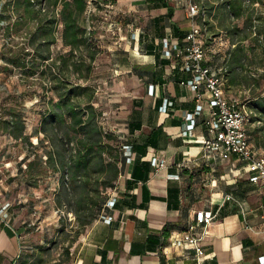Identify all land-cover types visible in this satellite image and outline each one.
<instances>
[{"label":"crops","instance_id":"obj_1","mask_svg":"<svg viewBox=\"0 0 264 264\" xmlns=\"http://www.w3.org/2000/svg\"><path fill=\"white\" fill-rule=\"evenodd\" d=\"M96 1H88L85 17ZM106 7L104 13L108 20L94 27L102 30L99 42L104 49L95 61L107 63L106 68L110 69V76L101 86L102 123L106 130L117 135L125 148L133 149L132 161L122 168L116 186L107 191L109 198L114 196L118 200L115 208L106 210L114 219L107 223L97 218L85 228L75 247L69 244L56 252V241L50 239L49 229H44L50 218L47 212H35L40 224L32 230V222H27L23 216L25 207L18 209L17 199L10 196L12 189L8 187L6 172L2 173L0 153V264H185L190 262L193 252L173 246L171 237L186 229L195 212L201 209L219 212L205 240L209 256L206 264H261L264 185L254 184L250 173L243 171V164L236 157L223 161L206 155L202 138L207 134L205 119L210 114L208 91L204 86L201 88V101L198 91L182 84L193 74L183 68L180 58H168L163 52V41L167 37L180 39L183 46L189 44L186 36L192 23L188 18V3L114 0ZM61 8L60 3L57 11ZM0 9L2 36H6L8 30L14 37L22 34L23 24L35 20L36 14L29 10L25 0H0ZM228 10L221 6L210 12V36L205 38L209 53L205 65H226L227 96L249 104L256 100L254 94L244 102L227 92L253 89L249 81H242L247 61L237 70L229 64L241 41L230 32L236 25L225 22ZM221 13L225 14L221 17ZM116 14H128L131 20L119 24L114 20ZM3 17L12 19L9 28L2 26ZM34 25L36 30L38 23ZM24 35L29 36V30ZM63 46L66 47L64 42ZM52 57H55L54 51ZM167 99L174 105L163 112ZM200 102L205 110L198 115L195 130L185 134L184 115L195 111ZM258 122L262 121L249 124L251 141L256 147L264 148L257 144L254 135ZM154 157L166 161L165 167L156 174L152 173ZM240 168L242 174H238ZM20 171L22 175L23 166ZM17 185L22 188L21 182ZM229 193L242 201L245 210L233 201H226ZM48 201L42 200L43 203ZM7 203L11 206L2 212Z\"/></svg>","mask_w":264,"mask_h":264},{"label":"rangeland","instance_id":"obj_2","mask_svg":"<svg viewBox=\"0 0 264 264\" xmlns=\"http://www.w3.org/2000/svg\"><path fill=\"white\" fill-rule=\"evenodd\" d=\"M176 1L179 2L181 0ZM200 1L207 8L221 7L224 3L223 0ZM102 2L100 7H97L96 3L93 4L91 11L86 15V20L84 21L85 26L89 29L88 36L90 42L98 46L100 52L104 50L99 42L102 30H95L94 27L96 23L108 20L106 13H104V10L107 11L108 8L105 1L102 0ZM243 2L244 13L241 16H233L227 13L226 16L228 18L225 22L228 21L229 24L234 23L239 26L240 34L237 36L240 37V45L245 48L247 57L245 74L253 89L251 91L249 89L247 91L246 89H243V91L240 89H229L227 92L229 96L235 95L237 98L247 102L246 97L251 98L254 93H260L264 96V0H244ZM95 7H97V10ZM1 11L2 9H0ZM224 14L221 13L219 16L222 17ZM116 15V17L114 15V20L119 24L131 20V16H128V14H124V16ZM18 17L20 20V15ZM209 17L210 15L207 16L208 31L205 38L210 36ZM23 18L26 19V16ZM1 21L2 26L9 28L12 19L10 17H3ZM215 21L218 22V20ZM34 22L35 24L38 23L36 18L33 21L31 20V22H25L27 25L23 24L24 32L22 34L17 33L15 37L12 33L10 35L9 30H6L7 37L0 34V120L6 121V119H11L14 113H18L22 115L26 125L25 136L17 139L10 133L2 130L4 127V123H2V128H0L1 170L2 173L6 172L8 187L12 189L10 196L17 199V208L25 207L23 212L25 220L28 219L27 222L34 224L30 226L32 230H35V225L38 227L40 224L38 221L39 216L35 212L39 214L47 212L50 218L49 222L45 223L44 229H49L50 239L56 241L55 247H57V252L59 247L65 246L67 248L69 244L71 247H75L83 232L78 234L80 227L75 213L68 211V206H66V209L61 207L57 201L56 197L61 184V173L47 168L38 178V183L35 184V166L31 168L29 165L31 162L35 163V153L46 154L45 150L50 149L48 142L37 144L38 138L36 137H44L42 133H38V130L41 128L43 116L48 112L50 105L54 101L59 100V90L57 87L60 82L64 81V77H69L71 82L75 84L78 83L83 86L92 87L95 92L94 103L98 109L103 110L101 86L104 85V79L110 76V69L106 68L107 63L103 62L99 64L96 61L91 62L89 57L86 58L88 61L86 64L79 65L80 71H75V67L71 66L70 70L72 71H66V75L61 72L60 68H53L51 66L54 60H41L36 63L33 57L34 46L24 37L27 30H29L30 37V32H33L35 29ZM219 22L223 23V20L219 19ZM60 29L62 28H59L57 31V36L60 40H56V42L61 46L56 44L52 47L55 53L54 58L59 65L62 63L60 56L70 50V47L63 46L64 40ZM13 32L15 31L13 30ZM222 36L224 40H227L225 35ZM223 39L221 38L220 42H223ZM100 52L97 53V58L101 54ZM86 53V51L85 53L77 51V59H81V56ZM101 65L104 67L103 69L99 68ZM58 74L60 76L54 79V75ZM248 106L254 116L260 117L259 112L253 108L252 102ZM262 119V122L256 124L255 129L264 127V117ZM3 156L6 158H3ZM44 158L47 159V156L45 155ZM20 166H23L24 169L22 175L21 171L19 172ZM44 166L47 165L44 164ZM18 182H21L22 188L17 185ZM262 193H264V189H262ZM44 199H49V201L43 203L42 200ZM36 203L38 205H35ZM35 243V240H33L34 245ZM71 257L73 256L71 255Z\"/></svg>","mask_w":264,"mask_h":264},{"label":"trees","instance_id":"obj_3","mask_svg":"<svg viewBox=\"0 0 264 264\" xmlns=\"http://www.w3.org/2000/svg\"><path fill=\"white\" fill-rule=\"evenodd\" d=\"M88 1L25 0L26 6L36 14L35 18L38 21L35 33L32 32L30 37H26L34 46L33 57L36 63L41 60H54L51 66L60 68L66 75V71H72L71 66L75 67V71H80L79 65L88 62L86 58L89 57L91 62L96 60L100 50L90 42L89 29L84 24ZM104 1L106 4L114 2ZM223 1L221 6L229 8L228 14L241 16L244 13V0ZM60 3L62 8L58 16L55 12ZM95 3L100 7L103 2L98 0ZM202 5L207 16L215 8H207L203 3ZM59 25H63L60 29L62 38L65 45L70 47L67 53L60 56L61 65L52 57V47L58 40ZM230 32L237 36L240 34L239 26H234ZM77 51L87 53L83 54L81 59H77ZM246 58L245 48L239 45L229 64L233 66L232 69L237 70L244 64ZM58 76L60 74L54 75V79ZM238 76V73L235 74L234 79L237 80ZM242 81H249L248 77L244 76ZM57 89L59 100L50 105L38 130L44 137H36L37 144L48 142L50 149L45 150L46 154L35 153V163L31 162L29 167L35 166V184L47 168L61 173V184L56 198L61 207L66 209L68 206V211L75 213L80 227L78 234H81L108 209L110 198L107 191L116 186L122 168L129 163V156L127 148L119 142L117 135L103 126L104 113L94 103L95 92L92 87L75 84L69 77H64V81L59 83ZM254 96L256 100L252 105L260 117L253 116L252 123L263 120L264 117V96L260 93H254ZM1 120L0 128L4 123L3 131L17 139L25 136L26 125L21 114L14 113L11 119ZM254 135L257 136V144L264 147V127L255 129ZM130 151L133 159L132 147ZM45 155L47 159L44 158Z\"/></svg>","mask_w":264,"mask_h":264},{"label":"built area","instance_id":"obj_4","mask_svg":"<svg viewBox=\"0 0 264 264\" xmlns=\"http://www.w3.org/2000/svg\"><path fill=\"white\" fill-rule=\"evenodd\" d=\"M181 1L188 3L189 18L192 23L191 30L186 36V41L189 44L183 46L180 39L167 37L163 41V52L168 58H180L183 68L193 74L190 79L183 81L182 84L198 91L201 101L203 100L201 88L204 86L208 91L210 114L205 119L207 134L202 138L203 149L208 157L214 159L228 161L236 157L243 164V171L250 173V180L254 184L264 185V148L256 147L252 143L249 132L253 112L247 103L227 96L228 69L226 65H205L209 53L205 40L208 27L207 15L202 3L196 0ZM57 15L59 16V11H57ZM151 87L152 93H154V86ZM173 105L174 102L167 99L162 111L168 112ZM204 110V105L200 102L195 111L185 113L183 122L185 134L195 130L198 115ZM126 148L129 162H131V148ZM152 163L155 167L153 174H156L160 168L166 165V161H161L158 157H154ZM238 170V174L243 173L241 168ZM171 177L175 176L171 175ZM225 199L237 203L245 210L244 204L235 195L226 194ZM116 203L117 199L111 196L107 208H115ZM9 206L11 203H7L2 212ZM218 217L219 212L213 209L197 210L186 229L172 235L171 244L173 246L193 252L190 262L185 264H206L209 256L205 248V240ZM101 218L107 223H111L114 219L106 210ZM32 225L34 224H30V226ZM260 262L264 264V256L260 258Z\"/></svg>","mask_w":264,"mask_h":264}]
</instances>
